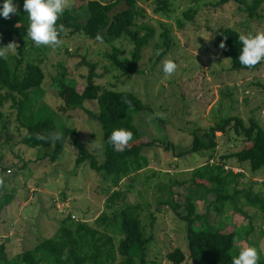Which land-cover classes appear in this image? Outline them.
<instances>
[{"label":"rangeland","instance_id":"1","mask_svg":"<svg viewBox=\"0 0 264 264\" xmlns=\"http://www.w3.org/2000/svg\"><path fill=\"white\" fill-rule=\"evenodd\" d=\"M219 1L168 0L165 12L157 10L160 5L158 0H139L142 15L137 18L138 27L148 23L155 33L143 51L139 65L141 72L130 77L115 68L107 57L106 54L112 51L111 43L105 40L101 43L83 33L66 31L61 36V45L54 48L37 47L27 37V44L23 47L25 52L43 57L42 67L46 77L37 106L45 103L56 110L57 121L78 129L81 140L99 155L100 160L102 129L86 111L97 110L98 104L89 100L85 104L86 109L60 108L62 67L67 72L63 81L75 83L76 80L81 89L87 80L89 64L94 63L99 74L96 81L103 88L134 92L147 104L148 108L135 117V122L140 125L138 128L143 140H158L155 145L144 148L149 166L124 178L119 188L122 192L131 189L125 201L142 203L141 217L146 226L150 223L151 213L156 218L153 238L147 246V264H175L167 253L176 247L188 253L186 222L167 204L159 205V201L169 196L163 186L169 184L171 177L190 179L192 169L206 162L204 150L177 156L192 146L194 131L201 135L229 115L240 116L247 123L254 117L264 128V66L254 70L233 69L215 33L222 26L234 27L241 34L264 30V4L259 9L260 16L252 18L234 0L220 5ZM86 2L72 0V6L85 5ZM13 4L17 10L21 8L18 1ZM124 7L125 2L122 1L114 11ZM189 8L197 10L193 19H187L183 14ZM85 17V14L81 16L82 21ZM179 20L184 26H179ZM166 28L172 44L169 52L159 57L157 52ZM141 33H145V29ZM14 42L19 47L14 53H9L20 56L21 42L17 38ZM114 44L123 50L124 55L131 54L133 44L127 38L122 37ZM37 48L39 53L34 51ZM166 58L174 60L178 66L171 77L163 72L162 61ZM1 94L4 91L0 90ZM2 108L5 115L0 122V177L4 178L7 190L14 197L0 212V246L5 245L9 258L34 247L43 238L55 235L60 221L67 214H72L76 220L81 218L93 223L103 210L112 212L108 207V198L116 187L110 178L93 170L89 162L76 163L78 148L73 143V135L67 138L63 151L52 161V148H32L21 142L26 130L12 101L5 99ZM93 135L95 139L91 140ZM216 137L220 152L239 148L238 143L229 142L225 134L219 132ZM46 153H49L48 156ZM242 168L245 176L239 179L242 182L240 187L253 183L255 190L264 189V168L260 171L262 173H255L257 176L251 173L249 166ZM236 171H241V168L238 166ZM133 184H141V187L133 189ZM187 186L190 192H200L201 195L195 199L200 211L210 205L209 219L212 223L220 226L237 224L241 234H245L252 224L255 229L248 240L256 243L264 256V234L261 235L264 231L263 213L243 203L241 206L245 205L249 219L229 205L217 212L210 204L213 198L203 194V187L196 186L192 181ZM121 195L117 200L122 198ZM183 200L184 197H178L179 202ZM199 226L200 222H197L195 227ZM230 226L228 228L232 229ZM245 245H248L247 240L237 238L236 249ZM116 264H121L120 259ZM181 264L193 262L187 258Z\"/></svg>","mask_w":264,"mask_h":264},{"label":"trees","instance_id":"2","mask_svg":"<svg viewBox=\"0 0 264 264\" xmlns=\"http://www.w3.org/2000/svg\"><path fill=\"white\" fill-rule=\"evenodd\" d=\"M20 3L21 8L17 15L11 14L10 19L0 15V47L14 42L16 38L21 42V55L10 54L0 58V90L4 91L0 99V122L4 118L2 104L5 99L12 101V106L18 111V118L26 132L21 142L29 147L52 148L51 160L58 158L64 149L67 138L73 135V143L78 148L76 163L89 162L96 172L103 173L110 178L116 187L108 198V207L112 212L105 210L95 218L93 223L84 219L73 218L72 214L61 220L59 230L52 237L43 238L34 247L23 250L12 258L6 254L4 244L0 246V264H147V246L153 238L155 216L151 213L148 226L142 221V203H132L126 200L127 192L120 191L121 181L149 166V158L144 154V148L153 146L158 139L143 140V134L135 122V117L146 110L147 104L134 92L103 88L96 79L99 74L94 63L89 64L86 83L79 89L78 81L66 83V68L62 67L59 96L61 107L64 110L86 109V102L96 101L97 110L86 109L101 126L102 133V160L99 155L89 149L81 140L80 132L60 121H57V111L49 105L42 103L37 106L40 92L46 73L42 67L43 57L34 56L23 50L26 46L27 13L23 9L24 0H13ZM125 2L126 7L114 11L115 7ZM139 0H87L85 5H73L66 10L57 21V26L63 24L66 31L83 33L95 39L99 33L103 40L112 44V51L107 57L122 74L127 77L140 73V62L144 49L150 44L154 36V28L145 23L138 27L137 18L142 15V8L138 6ZM199 1V0H195ZM228 0H221L222 4ZM239 8L254 18L260 16L259 9L264 0H234ZM4 0H0V8ZM158 11H167L168 0H158ZM197 12L189 8L183 12L187 19H193ZM86 15L85 21L81 16ZM179 26H184L181 20ZM145 29V33L141 31ZM65 31V32H66ZM63 32L61 36L65 33ZM217 42L225 44L221 48L223 54L230 59L231 67L236 70H254L264 66V61L254 68H246L239 63L242 45L239 42V30L231 26L219 27L216 31ZM164 40L159 45V57L169 52L172 39L169 30L162 32ZM127 38L133 44L131 54L124 55L123 50L114 43L120 38ZM33 42V41H32ZM34 43V42H33ZM114 44V45H113ZM33 46L31 45V48ZM164 48V49H163ZM35 52H40L37 48ZM129 101V103H125ZM114 128H124L133 133V139L123 151H116L109 143V136ZM60 133L62 138L54 143L51 140L36 138V134L49 136ZM228 136L229 142L235 141L239 148L232 151H218L217 133ZM95 136L91 137L94 140ZM204 150L207 154L206 162L193 168L190 179L170 178L169 184L163 188L169 195L161 199L159 205L167 204L177 213L180 219L186 222L187 252L176 247L167 253V257L175 264L183 263L190 258L193 264H232V258L238 255L236 240H247L248 246L257 248L260 259L258 264H264V256L256 243L248 240L255 227L250 224L245 234L238 233L237 224L216 225L209 219L210 205L199 210L196 200L201 194L198 191L190 192L185 185L192 181L196 186L204 188V195L211 196L210 204L213 210L221 212L227 205L232 206L242 216L249 219L247 211L241 204L256 208L264 214V189L258 190L254 186L241 185L240 178L245 176L244 165L249 166L251 173L258 174L264 168V128L254 117L247 123L242 117L229 115L210 126L203 134L194 131L192 146L183 150L177 156L190 152ZM49 153H46L48 156ZM228 166L229 168H226ZM240 167L241 171L233 168ZM257 176V174H255ZM264 186V182L262 183ZM141 187L133 184L132 188ZM0 212L13 200V194L6 186L0 187ZM122 194V195H121ZM121 199L117 200V198ZM178 197H184L179 202ZM210 199V198H209ZM184 209V210H181ZM251 220V219H250ZM200 222L198 228L195 224ZM232 229H229L228 227ZM264 231L261 232V235ZM236 250V251H235ZM235 251V252H234Z\"/></svg>","mask_w":264,"mask_h":264},{"label":"clouds","instance_id":"3","mask_svg":"<svg viewBox=\"0 0 264 264\" xmlns=\"http://www.w3.org/2000/svg\"><path fill=\"white\" fill-rule=\"evenodd\" d=\"M72 7V0H24L23 9L27 13V37L30 38L37 47H58L61 45V34L66 31L63 24L57 26V21L66 10ZM17 13V6L13 0H4L0 15L5 19H10L11 14ZM103 42V37L98 33L95 38ZM238 39L242 45L239 63L246 68H254L264 61V30H258L255 34H239ZM18 44L9 42L6 46L0 47V58H6L9 52L14 53ZM221 48L225 44L221 42ZM159 51L157 55H159ZM177 64L174 60L166 58L162 61V68L165 76L171 77L177 71ZM129 103V101H125ZM37 139L51 140L53 143L62 138L60 133H52L49 136L36 134ZM109 143L116 151H123L133 139V133L124 128H114L109 136ZM4 178L0 177V187H4ZM260 259L258 250L254 246H242L238 255L232 258V264H258Z\"/></svg>","mask_w":264,"mask_h":264},{"label":"built area","instance_id":"4","mask_svg":"<svg viewBox=\"0 0 264 264\" xmlns=\"http://www.w3.org/2000/svg\"><path fill=\"white\" fill-rule=\"evenodd\" d=\"M226 168H229L228 166H226ZM237 167L233 168L234 170H236ZM76 218V217H75Z\"/></svg>","mask_w":264,"mask_h":264}]
</instances>
